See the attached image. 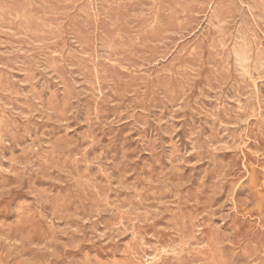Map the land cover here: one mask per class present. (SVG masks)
<instances>
[{
    "label": "rangeland",
    "instance_id": "1",
    "mask_svg": "<svg viewBox=\"0 0 264 264\" xmlns=\"http://www.w3.org/2000/svg\"><path fill=\"white\" fill-rule=\"evenodd\" d=\"M259 7L0 0V264H264Z\"/></svg>",
    "mask_w": 264,
    "mask_h": 264
},
{
    "label": "bare ground",
    "instance_id": "2",
    "mask_svg": "<svg viewBox=\"0 0 264 264\" xmlns=\"http://www.w3.org/2000/svg\"><path fill=\"white\" fill-rule=\"evenodd\" d=\"M44 1V0H43ZM66 1V0H65ZM92 1V0H91ZM114 2H115V0H113ZM153 1V0H152ZM182 2L184 1V0H181ZM224 1V0H223ZM226 1V0H225ZM243 1H245V0H243ZM253 1H255V0H253ZM11 2H12V0H11ZM30 2V1H29ZM39 2V1H38ZM109 2V1H108ZM154 2H155V0H154ZM238 2V1H237ZM249 2V1H248ZM25 3V2H24ZM48 3H49V1H48ZM89 3V2H88ZM106 3V2H105ZM110 3V2H109ZM169 3V2H168ZM195 3V2H194ZM217 3V2H216ZM221 3H222V1H221ZM259 3V2H258ZM4 4V3H3ZM67 4V3H66ZM108 4V3H107ZM117 4V3H116ZM171 4V3H170ZM192 4V3H191ZM263 4V3H262ZM13 5V4H12ZM15 5V4H14ZM24 5V4H23ZM58 5V4H57ZM65 5V4H64ZM112 5V4H111ZM253 5V4H252ZM260 5H261V2H260ZM5 6V5H4ZM62 6V5H61ZM71 6V5H70ZM168 6V5H167ZM176 6H178V5H176ZM226 6H228V5H226ZM248 6H249V4H248ZM254 6H255V3H254ZM259 6V5H258ZM15 7V6H14ZM19 7V6H18ZM43 7H46V6H43ZM53 7V6H52ZM110 7V6H109ZM114 7V6H113ZM169 7H171L170 5H169ZM184 7V6H183ZM191 7V6H190ZM205 7V6H204ZM217 7H220V6H217ZM2 8H4V7H2ZM1 8V9H2ZM174 8V7H173ZM210 8H211V6H210ZM223 8H225V7H223ZM251 8H253V7H251ZM257 8V7H256ZM260 8V7H259ZM11 9H12V7H11ZM19 9H21V8H19ZM18 9V10H19ZM53 9H54V7H53ZM62 9V8H61ZM65 9V8H64ZM108 9V8H107ZM164 9H167V8H164ZM231 9H233L232 7H231ZM260 9H262V7L260 8ZM259 9V10H260ZM5 10V9H4ZM9 10V9H8ZM15 10V9H14ZM31 10V9H30ZM46 10V9H45ZM55 10V9H54ZM59 10V9H58ZM68 10V9H67ZM89 10V9H88ZM115 10V9H114ZM119 10V9H118ZM177 10V9H176ZM181 10V9H180ZM191 10H192V8H191ZM219 10V9H218ZM220 10H222V9H220ZM255 10V9H254ZM7 11V10H6ZM10 11V10H9ZM12 11V10H11ZM33 11V10H32ZM149 11V10H148ZM167 11V10H166ZM165 11V12H166ZM174 11V10H173ZM210 11V10H209ZM226 11V10H225ZM230 11V10H229ZM252 11V10H251ZM262 11H263V9H262ZM13 12V11H12ZM31 12V11H30ZM47 12V11H46ZM94 12V11H93ZM96 12V11H95ZM178 12H180V11H178ZM182 12V11H181ZM220 12V11H219ZM0 13H3V12H0ZM5 13V12H4ZM7 13V12H6ZM10 13V12H9ZM24 13V12H23ZM60 13H61V11H60ZM64 12H62V14H63ZM106 13V12H105ZM161 13V12H160ZM190 13H192V12H190ZM263 13H264V11H263ZM262 13V14H263ZM59 14V13H58ZM67 14V13H66ZM85 14V13H84ZM107 14V13H106ZM170 14V13H169ZM169 14H166V15H169ZM188 14V13H187ZM221 14V13H220ZM15 15V14H14ZM37 15V14H36ZM150 15V14H149ZM178 15V14H177ZM5 16H8V15H5ZM56 16V15H55ZM62 16H64V15H62ZM78 16V15H77ZM93 16V15H92ZM97 16V15H96ZM112 16V15H111ZM160 16V15H159ZM171 17H172V15H170ZM179 16V15H178ZM187 16H191L192 17V15H187ZM205 16V15H204ZM221 16H223L222 14H221ZM258 16V15H257ZM8 17H10V15L8 16ZM53 17H54V14H53ZM61 17V16H60ZM81 17H83V16H81ZM90 17V16H89ZM175 17V16H174ZM253 17H254V15H253ZM57 18V17H56ZM85 18V17H84ZM95 18V17H94ZM97 18V17H96ZM164 18V17H163ZM163 18H162V20H163ZM168 18V17H167ZM183 18V17H182ZM185 18H186V15H185ZM195 18V17H194ZM194 18H192V19H194ZM207 18V17H206ZM211 18V17H210ZM4 19H7V18H4ZM3 19V20H4ZM10 19V18H9ZM53 19V18H52ZM62 19V18H61ZM64 19V18H63ZM112 19V18H111ZM190 19V18H189ZM8 20V19H7ZM15 19H13V21H14ZM47 20V19H46ZM49 20V19H48ZM51 20V19H50ZM54 20H56L55 18H54ZM108 20V19H107ZM113 20V19H112ZM161 20V21H162ZM177 20V19H176ZM184 20V19H183ZM188 20V19H187ZM187 20H185V21H187ZM191 20V19H190ZM205 20V19H204ZM214 20V19H213ZM37 21V20H36ZM61 21V20H60ZM63 21V20H62ZM85 21V20H84ZM126 21V20H125ZM156 21V20H155ZM217 21V20H216ZM254 21V20H253ZM262 21V20H261ZM3 22V21H2ZM10 22V21H9ZM15 22V21H14ZM17 22V21H16ZM163 22V21H162ZM164 22H167V21H164ZM175 22V21H174ZM247 22V21H246ZM11 23H12V21H11ZM23 23V22H22ZM40 23V22H39ZM47 23V22H46ZM93 23V22H92ZM96 23V22H95ZM111 23H112V21H111ZM191 23V22H190ZM211 23V22H210ZM217 23V22H216ZM24 24V23H23ZM51 24V23H50ZM84 24V23H83ZM89 24V23H88ZM169 24V23H168ZM172 24H173V22H172ZM250 24H252V23H250ZM255 24V23H254ZM254 24H252V25H254ZM38 25V24H37ZM81 25V24H80ZM93 25V24H92ZM167 25V24H166ZM170 25V24H169ZM168 25V26H169ZM184 25V24H183ZM186 25V24H185ZM209 25V24H208ZM20 26V25H19ZM26 26V25H25ZM88 26V25H87ZM182 26V25H181ZM202 26V25H201ZM229 26V25H228ZM241 26V25H240ZM21 27V26H20ZM42 27V26H41ZM54 27V26H53ZM57 27V26H56ZM77 27V26H76ZM112 27H115V26H113L112 25ZM200 27V26H199ZM27 28V27H26ZM35 28V27H34ZM95 28V27H94ZM94 28H92V29H94ZM160 28V27H159ZM159 28H156V29H159ZM232 28H233V26H232ZM254 28V27H253ZM31 29V28H30ZM29 29V30H30ZM42 29V28H41ZM48 29V28H47ZM89 29V28H88ZM97 29H98V27H97ZM96 29V30H97ZM161 29V28H160ZM159 29V30H160ZM28 30V31H29ZM37 30V29H36ZM55 30V29H54ZM59 30V29H58ZM105 30V29H104ZM193 30H195V29H193ZM229 30V29H228ZM231 30V29H230ZM153 31V30H152ZM161 31H163L162 29H161ZM23 32H25V30L23 31ZM31 32H32V30H31ZM195 32V31H194ZM247 32V31H246ZM37 33V32H36ZM53 33V32H52ZM61 33V32H60ZM102 33V32H101ZM146 33V32H145ZM204 33V32H203ZM27 34H29V33H27ZM41 34V33H40ZM48 34V33H47ZM92 34V33H91ZM128 34H129V32H128ZM142 34H144V33H142ZM153 34V33H152ZM166 34V33H165ZM169 34V33H168ZM209 34V33H208ZM238 34V33H237ZM249 34V33H248ZM252 34V33H251ZM86 35V34H85ZM95 35V34H94ZM99 35V34H98ZM104 35V34H103ZM167 35V34H166ZM170 35V34H169ZM169 35H168V37H169ZM226 35V34H225ZM259 35V34H258ZM35 36V35H34ZM41 36V35H40ZM46 36V35H45ZM57 36V35H56ZM145 36V35H144ZM155 36V35H154ZM206 36V35H205ZM212 36V35H211ZM224 36V35H223ZM230 36V35H229ZM243 36V35H242ZM36 37V36H35ZM50 37V36H49ZM199 37V36H198ZM239 37H241L240 35H239ZM246 37H247V35H246ZM259 37V36H258ZM32 38V37H31ZM75 38V37H74ZM100 38V37H99ZM98 38V39H99ZM101 38H104V37H101ZM137 38V37H136ZM204 38V37H203ZM213 38H215V37H213ZM250 38V37H249ZM260 38V37H259ZM55 39V38H54ZM53 39V40H54ZM63 39V38H62ZM165 39V38H164ZM197 39V38H196ZM201 39V38H200ZM237 39V38H236ZM247 39V38H246ZM24 40V39H23ZM97 40V39H96ZM163 40V39H162ZM219 40V39H218ZM39 41V40H38ZM42 41V40H41ZM57 41V40H56ZM79 41V40H78ZM101 41V40H100ZM213 41V40H212ZM227 41V40H226ZM238 41V40H237ZM249 41H251V40H249ZM259 41H261V40H259ZM188 42V41H187ZM192 42V41H191ZM215 42V41H214ZM213 42V43H214ZM244 42V41H243ZM257 42V41H256ZM21 43V42H20ZM30 43V42H29ZM124 43V42H123ZM145 43V42H144ZM258 43V42H257ZM263 43V42H262ZM218 44H219V42H218ZM223 44V43H222ZM237 44H239V43H237ZM237 44H235V45H237ZM243 43H241V45H242ZM245 44V43H244ZM247 44H249L248 42H247ZM260 44V43H259ZM27 45H28V43H27ZM46 45V44H45ZM47 45H49V44H47ZM65 45V44H64ZM140 45V44H139ZM146 45V44H145ZM148 45V44H147ZM199 45V44H198ZM214 45H216V44H214ZM241 45H240V47H241ZM256 45V44H255ZM264 45V44H263ZM32 46V45H31ZM97 46V45H96ZM101 46V45H100ZM131 46V45H130ZM135 46V45H134ZM183 46V45H182ZM195 46V45H194ZM212 46V45H211ZM210 46V47H211ZM239 45H237V47H238ZM252 46H253V44H252ZM262 46V45H261ZM65 47V46H64ZM120 47V46H119ZM144 47V46H143ZM148 47V46H147ZM168 47V46H167ZM178 47V46H177ZM202 47V46H201ZM200 46H199V49L201 48ZM224 47V46H223ZM240 47H238V48H240ZM37 48V47H36ZM97 48V47H96ZM133 48V47H132ZM156 48V47H155ZM169 48V47H168ZM179 48V47H178ZM225 48V47H224ZM223 48V49H224ZM244 48V47H243ZM250 48V47H249ZM40 49V48H39ZM56 49V48H55ZM83 49V48H82ZM109 49V48H108ZM116 49V48H115ZM119 49V48H118ZM117 49V50H118ZM130 49V48H129ZM142 49V48H141ZM159 49V48H158ZM176 49V48H175ZM192 49V48H191ZM213 49V48H212ZM215 49V48H214ZM213 49V50H214ZM221 49H222V46H221ZM245 49V48H244ZM247 49H248V46H247ZM43 50V49H42ZM64 50V49H63ZM111 50V49H110ZM109 50V51H110ZM119 50H121V49H119ZM148 50V49H147ZM157 50V49H156ZM210 50V49H209ZM208 50V51H209ZM212 50V51H213ZM226 50V49H225ZM239 50V49H238ZM243 50V49H242ZM48 51V50H47ZM84 51V50H83ZM93 51V50H92ZM134 51H136V50H134ZM139 51V50H138ZM163 51V50H162ZM179 51V50H178ZM184 51V50H183ZM202 51V50H201ZM200 51V52H201ZM203 51H204V49H203ZM211 51V52H212ZM223 51V50H222ZM241 51V50H240ZM249 50H247V52H248ZM53 52V51H52ZM60 52V51H59ZM70 52V51H69ZM99 52V51H98ZM118 52V51H117ZM164 52V51H163ZM171 52V51H170ZM169 52V53H170ZM173 52V51H172ZM224 52V51H223ZM229 52V51H228ZM65 53V52H64ZM108 53V52H107ZM113 53V52H112ZM144 53V52H143ZM166 53V52H165ZM204 53V52H203ZM214 53V52H213ZM222 53V52H221ZM243 53V52H242ZM249 53V52H248ZM256 53V52H255ZM259 53V52H258ZM127 54V53H126ZM194 54V53H193ZM196 54V53H195ZM194 54V55H195ZM201 54V53H200ZM224 54V53H223ZM226 54V53H225ZM244 54V53H243ZM73 55V54H72ZM172 55V54H171ZM214 55V54H213ZM256 55V54H255ZM61 56H64V55H61ZM75 56V55H74ZM80 56V55H79ZM92 56V55H91ZM105 56V55H104ZM113 56V55H112ZM127 56H128V54H127ZM164 56V55H163ZM162 56V57H163ZM170 56V55H169ZM197 57H198V55H196ZM250 56H251V54H250ZM257 56V55H256ZM263 56V55H262ZM72 57V56H71ZM195 57V56H194ZM245 57V56H244ZM94 58V57H93ZM107 58V57H106ZM144 58V57H143ZM226 58V57H225ZM115 59V58H114ZM131 59V58H130ZM177 59V58H176ZM212 58H210V60H211ZM74 60H76L75 58H74ZM84 60V59H83ZM90 60H91V58H90ZM89 60V61H90ZM94 60V59H93ZM103 60V59H102ZM101 60V61H102ZM116 60V59H115ZM132 60V59H131ZM139 60V59H138ZM137 60V62H139ZM195 60V59H194ZM198 60V59H197ZM55 61V60H54ZM57 61V60H56ZM85 61V60H84ZM95 61V60H94ZM127 61V60H126ZM129 61V60H128ZM145 61V60H144ZM196 61V60H195ZM199 61V60H198ZM202 61H204V60H202ZM212 61V60H211ZM210 61V62H211ZM214 61V60H213ZM216 61H217V59H216ZM80 62V61H79ZM103 62V61H102ZM134 62V61H133ZM133 62H131V63H133ZM57 62H55V64H56ZM78 63V62H77ZM93 63V62H92ZM141 63V62H140ZM142 63H144V62H142ZM146 63V62H145ZM162 63V62H161ZM188 63V62H187ZM196 63V62H195ZM218 63V62H217ZM52 64V63H51ZM94 64V63H93ZM104 64V63H103ZM113 64V63H112ZM130 64V63H129ZM215 64V63H214ZM229 64V63H228ZM228 64H226V65H228ZM246 64V63H245ZM259 64V63H258ZM83 65V64H82ZM85 65H86V63H85ZM92 65V64H91ZM90 65V66H91ZM97 65V64H96ZM105 65H107V63L105 64ZM175 65V64H174ZM194 65V64H193ZM199 65V64H198ZM256 65V64H255ZM80 66V65H79ZM87 66V68H88V65H86ZM109 66V65H108ZM111 66V65H110ZM114 66V65H113ZM132 66V65H131ZM130 66V67H131ZM135 66V65H134ZM133 66V67H134ZM139 66H140V64H139ZM195 66V65H194ZM220 66H222L223 67V65H220ZM235 66V65H234ZM257 66V65H256ZM260 66V65H259ZM59 67H61V66H59ZM59 67H58V69H59ZM92 67V66H91ZM91 67H89V68H91ZM100 66H98V68H99ZM141 67V66H140ZM143 67V66H142ZM158 67H159V65H158ZM161 67V66H160ZM172 67V64L170 65V68ZM83 68V67H82ZM104 68V67H103ZM110 68V67H109ZM115 68H117V67H115ZM119 68V67H118ZM124 68V67H123ZM135 68V67H134ZM139 68V67H138ZM193 68V67H192ZM229 68H231V67H229ZM249 68V67H248ZM248 68H247V70H248ZM56 69V68H55ZM54 69V70H55ZM96 69V68H95ZM101 69V68H100ZM141 69V68H140ZM173 69V68H172ZM197 69V68H196ZM195 69V70H196ZM220 69V68H219ZM255 69V68H254ZM57 70V69H56ZM64 70V69H63ZM79 70V69H78ZM81 70V69H80ZM87 69H85V71H86ZM112 70H113V67H112ZM116 70V69H115ZM169 70V69H168ZM178 70H179V68H178ZM189 70V69H188ZM214 70V69H213ZM228 70V69H227ZM246 70V71H247ZM58 71V70H57ZM89 71V70H88ZM87 71V72H88ZM104 71V70H103ZM106 71V70H105ZM107 71H108V69H107ZM106 71V72H107ZM152 71V70H151ZM154 71V70H153ZM262 71H263V69H262ZM27 72H29V71H27ZM64 72V71H63ZM97 72V71H96ZM169 72V71H168ZM197 72H199V70L197 71ZM216 72V71H215ZM227 72V71H226ZM226 72H225V75H226ZM229 72V71H228ZM243 72H244V70H243ZM1 73V72H0ZM89 73H91V71L89 72ZM88 73V74H89ZM163 73V72H162ZM172 73V72H171ZM221 73V72H220ZM244 73H246V72H244ZM251 73V72H250ZM7 74V73H6ZM33 74V73H32ZM103 74V73H102ZM109 74V73H108ZM158 74V73H157ZM169 74V73H168ZM167 74V75H168ZM219 74V73H218ZM224 74V73H223ZM239 74V73H238ZM248 74V73H247ZM90 75V74H89ZM135 75V74H134ZM146 75V74H145ZM206 75V74H205ZM221 75V74H220ZM246 75V74H245ZM7 76V75H6ZM34 76V75H33ZM106 76V75H105ZM111 76V75H110ZM131 76V75H130ZM144 76V75H143ZM207 76V75H206ZM205 76V77H206ZM229 76V75H228ZM250 76V75H249ZM94 77V76H93ZM98 77V76H97ZM103 77V76H102ZM109 77V76H108ZM112 77V76H111ZM150 77V76H149ZM179 77H180V75H179ZM190 77V76H189ZM230 77H231V74H230ZM92 78V77H91ZM243 78V77H242ZM241 78V79H242ZM7 79V78H6ZM9 79V78H8ZM102 79V78H101ZM121 79V78H120ZM180 79V78H179ZM225 79V78H224ZM244 79V78H243ZM249 79H251V78H249ZM263 79V78H262ZM10 80V79H9ZM86 80V79H85ZM105 80V79H104ZM104 80H102V81H104ZM118 80V79H117ZM134 80V79H133ZM191 80V79H190ZM230 80V79H229ZM228 80V81H229ZM238 80V79H237ZM94 81V80H93ZM124 81V80H123ZM147 81V80H146ZM208 81V80H207ZM219 81V80H218ZM228 81H226L225 80V82H228ZM246 81V80H245ZM249 81V80H248ZM7 82V81H6ZM67 82V81H66ZM87 82V81H86ZM112 82V81H111ZM122 82V81H121ZM181 82V81H180ZM224 82V83H225ZM239 82V81H238ZM255 82V81H254ZM68 83V82H67ZM103 83V82H102ZM118 83V82H117ZM123 83V82H122ZM121 83V84H122ZM147 83H148V81H147ZM150 83V82H149ZM187 83V82H186ZM207 83H210V82H207ZM219 83V82H218ZM221 83V82H220ZM250 83H252V82H250ZM13 84V83H12ZM69 84V83H68ZM105 84V83H104ZM72 85V84H71ZM106 85V84H105ZM124 85V84H123ZM128 85V84H127ZM132 85H134V84H132ZM149 85V84H148ZM182 85V84H181ZM185 85V84H184ZM187 85V84H186ZM191 84H189V86H190ZM248 85V84H247ZM10 86V85H9ZM14 86V85H13ZM70 86V85H69ZM107 86V85H106ZM116 86V85H115ZM214 86V85H213ZM258 86V85H257ZM34 87V86H33ZM101 87V86H100ZM104 87V86H103ZM112 87V86H111ZM113 87H114V85H113ZM119 87V86H118ZM161 87V86H160ZM201 87V86H200ZM222 87V86H221ZM235 87V86H234ZM2 88V87H1ZM10 88V87H9ZM12 88V87H11ZM70 88H72V87H70ZM95 88H96V86H95ZM110 88V87H109ZM187 88V87H186ZM16 89V88H15ZM128 89V88H127ZM237 89V88H236ZM69 90V89H68ZM98 90V89H97ZM117 90V89H116ZM164 90V89H163ZM184 90V89H183ZM199 90V89H198ZM213 90V89H212ZM218 90H221L220 88L218 89ZM256 90V89H255ZM261 90V89H260ZM8 91V90H7ZM13 91V90H12ZM16 91V90H15ZM125 91V90H124ZM186 91V90H185ZM202 91V90H201ZM73 92V91H72ZM100 92V91H99ZM203 92V91H202ZM202 92H200V93H202ZM215 92V91H214ZM231 92V91H230ZM9 93V92H8ZM20 93V92H19ZM98 93V91L96 92V94ZM102 93V92H101ZM117 93V92H116ZM220 93V92H219ZM223 93V92H222ZM233 93V92H232ZM11 94V93H10ZM14 94V93H13ZM100 94V93H99ZM121 94H122V91H121ZM163 94V93H162ZM165 94V93H164ZM206 94V93H205ZM7 95V94H6ZM15 95V94H14ZM166 95V94H165ZM227 95V94H226ZM237 95V94H236ZM239 95V94H238ZM237 95V96H238ZM250 95V94H249ZM249 95H246V96H249ZM216 96H218V95H216ZM220 96V95H219ZM240 96V95H239ZM246 96H244V97H246ZM7 97L9 98V96L7 95ZM23 97V96H22ZM206 97V96H205ZM232 97H234V96H232ZM236 97V96H235ZM234 97V98H235ZM39 98V97H38ZM15 99V98H14ZM17 99V98H16ZM41 99V98H40ZM100 99V98H99ZM103 99V98H102ZM105 99H107V98H105ZM180 99V98H179ZM242 99V98H241ZM250 99H251V97H250ZM231 100V99H230ZM232 100H235V99H232ZM21 101H23V100H21ZM99 101V100H98ZM103 101V100H102ZM248 101H249V98H248ZM32 102H33V99H32ZM43 102V101H42ZM64 102V101H63ZM95 102V101H94ZM104 102V101H103ZM173 102H175V101H173ZM179 102V101H178ZM212 102V101H211ZM247 102V101H246ZM250 102V101H249ZM252 102V101H251ZM61 103V102H60ZM105 103V102H104ZM196 103V102H195ZM227 103V102H226ZM103 104V103H102ZM165 104V103H164ZM178 104V103H177ZM228 104V103H227ZM254 104V103H253ZM59 105V104H58ZM255 105V104H254ZM253 105V106H254ZM2 106H3V104H2ZM97 106V105H96ZM101 106H103V105H101ZM160 106V105H159ZM185 106V105H184ZM201 106V105H200ZM259 106V105H258ZM4 107H6V105L4 106ZM28 107V106H27ZM58 107H60V106H58ZM186 107V106H185ZM243 107V106H242ZM255 107V106H254ZM254 107H253V109H254ZM29 108V107H28ZM35 108V107H34ZM212 108V107H211ZM262 108V107H261ZM6 109V108H5ZM37 109V108H36ZM186 109V108H185ZM204 109V108H203ZM250 109H252V108H250ZM256 109H257V107H256ZM54 110V109H53ZM96 110V109H95ZM98 110V109H97ZM196 110V109H195ZM225 110V109H224ZM14 111V110H13ZM27 111V110H26ZM197 111V110H196ZM226 111V110H225ZM16 112V111H15ZM215 112V111H214ZM259 112V111H258ZM53 113V112H52ZM51 113V114H52ZM200 113V112H199ZM237 113V112H236ZM19 114V113H18ZM185 114V113H184ZM183 114V115H184ZM219 114V113H218ZM239 114V113H238ZM256 114V113H255ZM13 115V114H12ZM22 115V114H21ZM20 115V116H21ZM193 115V114H192ZM217 115V114H216ZM216 115H214V116H216ZM3 116V115H2ZM23 116V115H22ZM21 116V117H22ZM49 116H50V114H49ZM218 116V115H217ZM251 116V115H250ZM4 117V116H3ZM98 117V116H97ZM147 117V116H146ZM244 117H247V116H244ZM7 118V117H6ZM60 118V117H59ZM241 118V117H240ZM24 119V118H23ZM147 120V119H146ZM4 121V120H3ZM5 122V121H4ZM225 123V122H224ZM8 124H10V123H8ZM17 124V123H16ZM144 124V123H143ZM12 125V124H11ZM14 125V124H13ZM225 125V124H224ZM37 126V125H36ZM6 127V126H5ZM9 127V126H8ZM147 127V126H146ZM221 127V126H220ZM219 127V128H220ZM227 127V126H226ZM225 127V128H226ZM141 129V128H140ZM213 130V129H212ZM31 131V130H30ZM226 131V130H225ZM224 131V132H225ZM190 132V131H189ZM188 132V133H189ZM196 132V131H195ZM17 133V132H16ZM143 133V132H142ZM220 133H221V131H220ZM194 134V133H193ZM160 136V135H159ZM10 137V136H9ZM30 138V137H29ZM149 138V137H148ZM151 139V138H150ZM155 139V138H154ZM153 139V140H154ZM191 139H193V138H191ZM199 140V139H198ZM221 141V140H220ZM1 142V141H0ZM150 143V142H149ZM156 143V142H155ZM154 143V144H155ZM18 144V143H17ZM24 144V143H23ZM52 144V143H51ZM198 144V143H197ZM155 145H157V144H155ZM199 145V144H198ZM216 145V144H215ZM19 146V145H18ZM42 146V145H41ZM43 147V146H42ZM55 147V146H54ZM223 147V146H222ZM10 148V147H9ZM8 148V149H9ZM36 148V147H35ZM150 148V147H149ZM152 148V147H151ZM218 148V147H217ZM3 149V148H2ZM1 149V150H2ZM22 149V148H21ZM21 149H20V151H21ZM45 149V148H44ZM156 149H158V148H156ZM49 150H51V149H49ZM200 150V149H199ZM220 150V149H219ZM20 151H18V152H20ZM42 152V151H41ZM200 152V151H199ZM15 153V152H14ZM3 154V153H2ZM161 154V153H160ZM5 156V155H4ZM156 156V155H155ZM176 156V155H175ZM41 157V156H40ZM177 157V156H176ZM89 158V157H88ZM97 157H95V159H96ZM100 158V157H99ZM99 158H98V160H99ZM89 160V159H88ZM98 160H96V161H98ZM181 160V159H180ZM41 161V160H40ZM12 162V161H11ZM42 163V162H41ZM11 164V163H10ZM149 166H151V165H149ZM0 168H2V167H0ZM66 168V167H65ZM4 169V168H3ZM13 169V168H12ZM61 169V168H60ZM69 169V168H68ZM87 169V168H86ZM93 169V168H92ZM6 170V169H5ZM62 170V169H61ZM85 170V169H84ZM83 170V171H84ZM63 171V170H62ZM87 171V170H86ZM10 172V171H9ZM110 172V171H109ZM72 173V172H71ZM85 173V172H84ZM98 173V172H97ZM43 174H45V173H43ZM96 174V173H95ZM44 176H47V175H44ZM75 176V175H74ZM111 176V175H110ZM121 176V175H120ZM48 177V176H47ZM53 179V178H52ZM54 180V179H53ZM59 182V181H58ZM181 184V183H180ZM122 185H124V184H122ZM126 185V184H125ZM131 185V184H130ZM115 186V185H114ZM116 187V186H115ZM127 188V187H126ZM177 188V187H176ZM130 190V189H129ZM126 195V194H125ZM142 196H143V194H142ZM41 197H42V195H41ZM134 197V196H133ZM111 198V197H110ZM137 199V198H136ZM156 199V198H155ZM160 199V198H159ZM158 199V200H159ZM42 200V199H41ZM40 200V201H41ZM45 200H48V199H45ZM128 200V199H127ZM143 200H144V198H143ZM147 200V199H146ZM145 200V201H146ZM153 200V199H152ZM129 201V200H128ZM149 201H151V200H149ZM156 201V200H155ZM161 201H162V199H161ZM165 201V200H164ZM50 202V201H49ZM41 203V202H40ZM119 203V202H118ZM130 203H132L131 201H130ZM114 204V203H113ZM133 204V203H132ZM170 204V203H169ZM115 205V204H114ZM113 205V206H114ZM165 205V204H164ZM112 206V205H111ZM157 206V205H156ZM125 207V206H124ZM132 207H134V206H132ZM101 208H102V206H101ZM121 208V207H120ZM137 207H135V209H136ZM112 209V208H111ZM133 209V208H132ZM140 209H141V207H140ZM147 210V209H146ZM102 212H103V210H101ZM106 211V210H105ZM111 211V210H110ZM156 211V210H155ZM159 211V210H158ZM162 211V210H161ZM51 212V211H50ZM92 212V211H91ZM114 212V211H113ZM124 212H126V211H124ZM60 213V212H59ZM64 213V212H63ZM95 213V212H94ZM138 213H140V212H138ZM147 213V212H146ZM75 214V213H74ZM80 214V213H79ZM92 214V213H91ZM95 214H97V213H95ZM99 214V213H98ZM57 215V214H56ZM81 215V214H80ZM93 215V214H92ZM52 216V215H51ZM78 216V215H77ZM89 216H91L90 214H89ZM89 216L87 217V218H89ZM153 216H154V214H153ZM46 217V216H45ZM83 217V216H82ZM93 217V216H92ZM160 217V216H159ZM56 218V217H55ZM64 218V217H63ZM98 218V217H97ZM59 219V218H58ZM92 219V218H91ZM152 219V218H151ZM48 220V219H47ZM56 220V219H55ZM141 220V219H140ZM52 221V220H51ZM145 221H146V219H145ZM101 222V221H100ZM70 223V222H69ZM122 223V222H121ZM141 223V222H140ZM1 224V223H0ZM101 224V223H100ZM103 224V223H102ZM53 225H54V223H53ZM73 225V224H72ZM104 225V224H103ZM77 226V228H79L78 227V225H76ZM80 226V225H79ZM114 226V225H113ZM69 227V226H68ZM73 227H75L74 225H73ZM115 227V226H114ZM95 228V227H94ZM108 228H110V227H108ZM113 228V227H112ZM74 229V228H73ZM122 229V228H121ZM126 229H127V227H126ZM132 229V228H131ZM135 229V228H134ZM76 230V229H75ZM106 230V229H105ZM78 231V230H77ZM95 231H96V229H95ZM119 231V230H118ZM125 231V230H124ZM127 231V230H126ZM79 232V231H78ZM123 233V232H122ZM198 233V232H197ZM80 234V233H79ZM98 234H99V232H98ZM94 235V234H93ZM107 235V234H106ZM102 236V235H101ZM115 236V235H114ZM152 236H153V234H152ZM73 237V236H72ZM107 237V236H106ZM116 237H118V236H116ZM121 237V236H120ZM101 238V237H100ZM111 238V237H110ZM114 238V237H113ZM112 238V239H113ZM9 239H11V238H9ZM106 239V238H105ZM144 239V238H143ZM75 240V239H74ZM78 240H80V239H78ZM117 240V239H116ZM141 240V239H140ZM189 241V240H188ZM206 242V241H205ZM184 243V242H183ZM146 244H148V243H146ZM177 244V243H176ZM178 244H179V241H178ZM193 244V243H192ZM191 244V245H192ZM205 244V243H204ZM181 245V244H180ZM203 245V244H202ZM206 245V244H205ZM163 246H166V245H164L163 244ZM175 246V245H174ZM193 246V245H192ZM196 246H198V245H196ZM196 246H194V247H196ZM167 247V246H166ZM171 247V246H170ZM113 248V247H112ZM150 248V247H149ZM126 249V248H125ZM128 250V249H127ZM177 250V249H176ZM170 251V250H169ZM169 251H168V253H169ZM174 252V251H173ZM162 253V252H161ZM157 254V253H156ZM139 255H140V253H139ZM180 255V254H179ZM158 256H160V255H158ZM169 256V255H168ZM164 257V256H163ZM152 258V257H151ZM173 258V257H172ZM136 259V258H135ZM155 259V258H154ZM147 260V259H146ZM159 260V259H158ZM173 260V259H172ZM155 261V260H154ZM146 262V261H145ZM144 262V263H145ZM159 262V261H158ZM194 262V261H193Z\"/></svg>",
    "mask_w": 264,
    "mask_h": 264
}]
</instances>
